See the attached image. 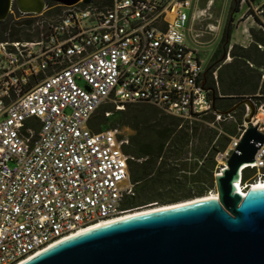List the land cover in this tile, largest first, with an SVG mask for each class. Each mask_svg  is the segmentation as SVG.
<instances>
[{
	"label": "built area",
	"instance_id": "built-area-1",
	"mask_svg": "<svg viewBox=\"0 0 264 264\" xmlns=\"http://www.w3.org/2000/svg\"><path fill=\"white\" fill-rule=\"evenodd\" d=\"M88 1L60 6L55 18L35 24L13 23L32 33L39 27V37L0 42V264H23L128 214V138L89 129L100 107L145 103L189 124L209 112L222 118L203 85L199 53L187 44L192 0ZM204 12L192 15L194 40L202 37L194 26ZM255 105L253 124L264 133L256 118L264 117V103ZM245 129L218 155L223 166ZM248 166L244 173L264 172V144ZM245 179L236 184L244 190L254 177ZM261 180L264 173L253 184Z\"/></svg>",
	"mask_w": 264,
	"mask_h": 264
},
{
	"label": "water",
	"instance_id": "water-1",
	"mask_svg": "<svg viewBox=\"0 0 264 264\" xmlns=\"http://www.w3.org/2000/svg\"><path fill=\"white\" fill-rule=\"evenodd\" d=\"M88 0H14L18 11L40 15L47 2L73 6ZM13 0H0V22ZM208 70L204 72L206 84ZM212 107L215 105L214 91ZM245 132L215 175L217 198L113 222L60 242L23 264H264V189L236 191L241 174L254 165L264 133L253 124L256 105L244 99ZM245 166H248L244 168Z\"/></svg>",
	"mask_w": 264,
	"mask_h": 264
},
{
	"label": "trees",
	"instance_id": "trees-1",
	"mask_svg": "<svg viewBox=\"0 0 264 264\" xmlns=\"http://www.w3.org/2000/svg\"><path fill=\"white\" fill-rule=\"evenodd\" d=\"M241 1H232L229 14L238 12ZM255 1L247 0L248 4ZM253 19L261 28L250 30L252 41L247 47L230 44L235 27L231 17L228 19L220 46L206 69L205 87L214 91V112L226 111L244 99H251L257 105L264 103V27L257 16H253ZM23 30L26 29L8 25V21L1 23L0 42L20 40L18 33ZM33 37H39V33L35 36L25 34L23 40H32ZM227 58L230 61H226ZM214 72L216 80L213 78ZM210 99L212 101L211 92ZM106 113L110 115L106 117ZM243 113H246L245 107L239 108L230 117L222 116L220 121H216V115L209 112L189 124L145 103L126 104L123 110H116L114 106L106 104L97 110L88 127L95 133L103 131L101 126L111 116L117 115L120 117V125L133 132L128 138V144L122 148L123 153L129 157V180L134 186L133 194L124 197L122 209L131 214L158 205L203 197L214 189L215 175L219 172V168L215 170L217 157L230 146L233 135L238 131L236 125H240V128L243 125ZM237 115L239 123L225 128L227 134L223 135L218 125L234 121ZM114 129L118 130L116 126L109 130ZM191 145L194 146L193 159L199 160L197 163L187 161ZM198 162H202L199 169ZM191 172L195 174L188 186L186 173ZM178 179L183 183H176ZM166 191L169 192L165 194Z\"/></svg>",
	"mask_w": 264,
	"mask_h": 264
},
{
	"label": "rangeland",
	"instance_id": "rangeland-1",
	"mask_svg": "<svg viewBox=\"0 0 264 264\" xmlns=\"http://www.w3.org/2000/svg\"><path fill=\"white\" fill-rule=\"evenodd\" d=\"M212 1H213V5L210 8H207V0H192V7L186 10L187 15L189 16V22L186 27L187 44L189 45V47L195 49L199 53V56L202 62L203 72H205V70L207 69L213 54L215 53L216 49L220 46V41L222 38L224 27L226 23L229 21L228 19H230V17H231V20H233L234 27H237L242 22L245 23L244 24L245 26H247L246 22L250 20L248 21L250 22L248 23V25L252 24L253 26H256V28H259L260 25H258L255 22V20L252 18L253 16H257L262 26L264 27V0H257L251 4H248L247 0H245V3L241 2L239 4L238 12L233 15L229 14L230 6L233 0H212ZM197 10L201 12L202 11H205V12L203 13V16H200V20H198L194 26V29L198 33L202 34V37L197 40H194L191 18H192V15ZM13 12L14 13L10 15L9 19H7L8 25L11 26V24L14 25L17 22L25 21V20L27 21L26 24L31 25L32 23L35 24L36 22H39L41 18L40 16H45L46 18H50V17L55 18L58 14H60L61 7L58 4H54V3L52 5L49 4L47 5L46 10L43 11L41 15H38L36 17L25 16V17L19 18L18 13H16L14 10ZM251 13L253 14L252 16L250 15ZM24 24L25 23H22L21 24L22 27H19V28H24V29L28 28V29L23 30L22 32L18 33V37L20 38V40H23L25 34L33 35L36 30H38L39 32L41 31L39 27L35 26L34 32L33 33L29 32L30 30H32V27H25ZM209 26H213L215 27V29L213 31H210ZM243 29L244 27L243 25H241V26H238V28L234 31V34L232 36L233 37L232 39L234 41H237L239 43L247 42V34L243 33ZM245 45H247V43ZM226 61H230V60L227 58ZM243 114L245 115V113ZM237 122H238V115L235 116L234 121L233 120L226 121L225 123L218 125V129L223 135H226L227 132L225 131V128H231L232 125L235 126ZM112 126H116V128H118L121 138H129L131 135H133V132L129 128L120 125V117L117 115L111 116L108 119V122L102 125L101 128L102 130H109ZM211 127L213 126L211 125ZM236 127H238L239 129L240 125H236ZM237 134H238V131L236 130L235 135H233L232 139L235 138ZM193 147H194L193 145L190 146V154L188 155L187 161L190 163H195V162L197 163V161L199 160L193 159V155H192ZM201 163L202 162H198L197 169L201 168ZM221 167H223L222 163L219 162V160H217V166L215 170ZM251 173L252 172H249V171L244 173V177L249 176ZM186 174H187V177L189 178L188 186H190L191 182L193 181V179H191L192 175L195 173L191 172V173H186ZM175 182L183 183L181 179H178V181H175ZM181 186H183V184ZM167 192L169 191H166L165 194ZM211 193H216L215 188L212 189L210 192H207L208 195ZM161 206L162 205H158V207H161Z\"/></svg>",
	"mask_w": 264,
	"mask_h": 264
},
{
	"label": "bare ground",
	"instance_id": "bare-ground-1",
	"mask_svg": "<svg viewBox=\"0 0 264 264\" xmlns=\"http://www.w3.org/2000/svg\"><path fill=\"white\" fill-rule=\"evenodd\" d=\"M256 118L259 120L260 123H264V117H263L262 114H258ZM236 188H237L236 189L237 193L240 196L244 197L245 194H246V191H244V189L240 188V186H236ZM249 189L252 190V191L263 190L264 189V181L261 180L260 182H256L251 187L247 188V190H249ZM216 198H217V194L216 193H211V194H209V195L207 194L206 196H203V197L195 198V199H192V200H188V201H184V202H180V203H176V204H170V205H165V206H161V207H155V208H152V209H146V210L134 212V213H131V214H125L124 216H121V217L116 218L114 220H111V221H108V222H100V223H97V225H92L91 227L87 228L86 230L80 231L78 234H81L83 232H86V231H89V230H92L94 228H98V227H101V226H104V225H107V224H111L113 222H118V221H122V220H125V219H129V218H132V217L141 216V215H145V214H149V213H153V212H159V211H163V210H168V209H172V208H175V207H178V206H184V205L195 203V202L213 200V199H216Z\"/></svg>",
	"mask_w": 264,
	"mask_h": 264
},
{
	"label": "crops",
	"instance_id": "crops-1",
	"mask_svg": "<svg viewBox=\"0 0 264 264\" xmlns=\"http://www.w3.org/2000/svg\"><path fill=\"white\" fill-rule=\"evenodd\" d=\"M253 18V17H252ZM248 21H250V20H248ZM246 22L247 23V26H245L244 24L245 23H241V24H239L238 26H241V25H243V27H244V29H243V33L244 34H247V42H244V43H239V42H237V41H234L232 38V36H233V34H234V31L238 28V26L237 27H235V29H234V31H233V33H232V36H231V45H234V44H238V45H241V46H243V47H247L248 45H250V43H251V36H250V30L251 29H254V30H257L258 28H256V26H253L252 24H250V25H248V23H250V22ZM258 27V26H257ZM259 28H261V26H259ZM247 43V45H245Z\"/></svg>",
	"mask_w": 264,
	"mask_h": 264
},
{
	"label": "flooded vegetation",
	"instance_id": "flooded-vegetation-1",
	"mask_svg": "<svg viewBox=\"0 0 264 264\" xmlns=\"http://www.w3.org/2000/svg\"><path fill=\"white\" fill-rule=\"evenodd\" d=\"M49 4H50V2H47V5H49ZM13 10H14L15 12L17 11L16 4H15L14 0H13V3H12V6H11V9H10V11H9V15H8L7 19H9L10 15L14 13ZM7 19H6L5 21L0 22V24L6 22ZM262 173H264V172H258V173H257V171H253V172L249 175V177L252 176V177H254V179L251 180V181L247 184V188L250 187L255 181H257L259 174H262ZM241 182L246 183V179H245L244 176L241 177ZM245 185H246V184H245ZM247 188H246V189H247ZM246 189H245V190H246ZM247 191H248V190H246V192H247Z\"/></svg>",
	"mask_w": 264,
	"mask_h": 264
}]
</instances>
